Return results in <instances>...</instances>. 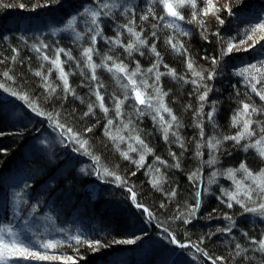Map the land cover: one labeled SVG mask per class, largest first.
Instances as JSON below:
<instances>
[{"label": "trees", "instance_id": "1", "mask_svg": "<svg viewBox=\"0 0 264 264\" xmlns=\"http://www.w3.org/2000/svg\"><path fill=\"white\" fill-rule=\"evenodd\" d=\"M17 1L26 8L42 6L30 16L55 25L76 15L80 37L28 36L10 22L0 26V210L13 207L18 226L26 219L42 225L35 245L17 242L10 250H23L32 264H264L258 248L264 220H250L236 204H227L215 185L202 193L191 181L195 159L207 156L203 140L211 138L220 141V164L236 168L242 162L251 170L262 165L248 146L259 135L258 125L264 129V2L226 0L222 6L215 0H179L176 23L164 15L167 0H0V7ZM87 5L110 16L98 19L97 48L113 58L118 53L102 38L128 45L139 34L142 56L154 61L169 90L162 92L174 112L178 140L169 141L149 121L138 123L148 158L166 163L162 183L148 167L121 159L101 133L108 120L97 107L96 91L109 102L116 87L100 67L94 77L82 67ZM249 39L257 49L233 55L232 45ZM55 48L77 66L67 85L43 60L48 54L53 59ZM47 87L48 94L42 89ZM204 97L215 107L211 117L195 114ZM243 125L253 129L249 136ZM53 127L63 131L54 140ZM44 135H52L50 141ZM65 137L72 147H59L58 139L67 143ZM81 156L92 158L98 169L103 156L123 177L109 174L108 185L93 194L96 166L66 171L73 158L83 162ZM13 200L19 202L15 208ZM194 200L196 208L186 205ZM226 217L233 220L230 225L224 224ZM145 235L147 252L133 244ZM177 244L186 245L188 253Z\"/></svg>", "mask_w": 264, "mask_h": 264}, {"label": "rangeland", "instance_id": "2", "mask_svg": "<svg viewBox=\"0 0 264 264\" xmlns=\"http://www.w3.org/2000/svg\"><path fill=\"white\" fill-rule=\"evenodd\" d=\"M216 3H220L224 6L226 5V0H215L213 4ZM177 4L180 5L179 0H167L164 5L165 17L170 18L176 23L181 20ZM2 7L3 9H1ZM2 7H0V22H10L11 26L19 25L21 34L24 33L28 36H32L34 34L49 36L51 34L54 37L62 35H78L80 37L78 31H76L78 18L76 15H71V19H68L67 21H64V18L59 24L55 25L50 21H47L48 23L44 22L42 18H33L30 16L31 14L27 12L28 10L32 13L41 11L42 6H38V8L41 9H38L37 6L35 8H26L21 1H17L11 3L10 5L5 4V6L3 5ZM82 14L85 17L83 22L84 24L86 23L84 29L85 32H87L88 40L85 45L82 43V45L79 46L81 49L78 48L80 52L84 54L82 67H87L89 72H92L93 77L95 75L97 76V67H100L103 70L102 73H105L106 76L108 75L112 78L116 87L114 90L115 92L113 91L111 98L108 99L109 102H105L104 96L99 90L96 91L97 107L100 111H105L106 114L103 113L102 115H106L108 120H106L107 123L105 126L101 128V133L108 142L112 143L113 151L117 155H120L121 159L125 161L127 160L130 163L129 165L139 169L143 166L148 167L152 176L162 183L163 177L160 169L162 165H165L166 163L164 161H156L153 157L148 158L150 156V151L143 143L140 131H138V123L142 124L143 122L149 121L152 125H156L161 130L164 137L169 139V141L172 138L173 142L178 140L174 112L167 105L166 95L162 92V89L168 90V88L162 87L161 85L162 74L157 70V67L155 68L157 65L154 64L153 60L142 56V52L144 51L142 49L143 45L140 43L139 34L137 35L136 33V38L132 37L128 39L131 41L128 45H121L117 39L110 40L102 38L107 43L110 50L112 48L113 52H116L115 54L118 53L113 58L107 57V52L97 48L96 42L101 33V21L98 22L99 17L103 20L108 19L110 21V16L102 13L101 11L95 10L90 5H87V7L84 8ZM113 24L114 25H112V27L115 30V23ZM3 25L4 27L6 26V24ZM81 34V36H83L81 38L84 39V37H86L85 34ZM131 36H133V34H131L130 37ZM135 41H138L139 45ZM116 46H120V50L118 52L115 49ZM256 47L257 43L254 42V39H249L241 45H232L230 50L233 52V55L244 54L247 51L256 50ZM41 48L42 47H40V49ZM42 50L45 51L43 48ZM95 50L96 53L93 56ZM148 52L150 54H154L151 50ZM64 54L65 53L59 50V48H55V51L52 53L53 59L51 58V55L48 54V56L43 57V60L45 62L46 60H49L47 61L49 65L52 67L55 66L54 69L58 74V78L62 79L61 84L66 83L67 85V83H69V77H71V74L73 73L72 66L75 68L77 66H75L74 62H71V60L69 62V56L65 55L63 59ZM122 55L124 58H120ZM145 61L147 62L146 65L142 63H145ZM200 75L202 76L201 72ZM9 80H11L10 77ZM96 80L97 79H95V81ZM48 82L50 83V80ZM96 83L98 84L99 82L96 81ZM197 83H200V81H197ZM198 85L199 84H197V86ZM40 87H42L41 83ZM42 89L44 91L46 90L45 92L48 94V87ZM49 91L51 94H55L57 92L54 89H49ZM167 92H169V90ZM1 95L7 101L13 100V97H9L4 93ZM208 101L209 99L204 97L201 103L202 109H198L195 114L198 115L199 113H206L209 117L213 116V109L215 107H209L213 104L210 105ZM258 128L260 129L258 132L259 135L255 138L250 136L252 139L249 140L250 146H248V149L253 147L260 155L262 163L259 167L260 169L251 170L245 164H242V162L237 163L236 168L220 164V153L218 151L220 141L216 138H211V141L209 142L203 140L202 146L204 145V147L207 148V156L205 158L197 157L195 159L194 163L197 167L193 170V174L198 189L202 190V193L210 192V189L214 188L215 185L216 188H219V196H221L222 199L224 198L227 204H236L239 207V211L242 210L244 212L243 214H245V216L249 219L251 218L262 221L264 220V129H261L260 124L258 125ZM244 129L246 130L245 134L247 136H249L250 132L253 131V129L250 131L249 125H243V130ZM58 130L59 131H52V138V135H44L43 140L50 141V138L52 140L58 138V136L63 133L61 129ZM76 136L78 135H75V137ZM58 143L61 148L64 145L66 148L70 146L72 147L73 144L70 140H67L66 143V141L62 138L60 140L58 139ZM100 158L102 159L101 165L104 169L99 166V172L104 178L109 177V174L111 176H116L117 179L119 176H123V173H121V170H119L118 167L107 163L103 156H100ZM67 165L66 171L74 170L76 168L78 172L86 171L89 167L88 163L79 162L75 158L69 161ZM95 179V185L90 187L93 194H95L102 185H108V182L101 177ZM130 192H132V190H130ZM133 198L134 197H131V200H133ZM14 202L15 208L19 205V202ZM195 202L196 201L194 200L190 202V205H186L190 207L195 206L196 208ZM138 209L142 211L144 210V212L147 213L145 208L142 206H138ZM232 221L231 219H228V217L223 219V222L226 225H230ZM40 223L41 221L33 222L26 219L21 221L18 226L16 219L13 218V207L8 205L7 208L3 207V210H0V264H32L27 261L26 257H23V250L18 249L14 252L11 250L15 249L16 245L14 244L17 242H20L21 244L23 243V245H35L39 239L38 234L40 233V228H42ZM163 232L165 231L163 230ZM157 234L160 236L161 233ZM258 234H262L260 236L261 242L259 241L260 245L258 248L264 253V231H259ZM146 241L147 235L134 239L133 244L134 246L147 252L149 248ZM177 247L185 250L186 253L189 251V249H186V245L177 244ZM140 249L139 251H141Z\"/></svg>", "mask_w": 264, "mask_h": 264}, {"label": "bare ground", "instance_id": "3", "mask_svg": "<svg viewBox=\"0 0 264 264\" xmlns=\"http://www.w3.org/2000/svg\"><path fill=\"white\" fill-rule=\"evenodd\" d=\"M37 6V8H38V6H40V5H36ZM35 6V7H36ZM34 7V8H35ZM38 9H41V8H38ZM29 14L30 13H32L30 10H28L27 11ZM28 14V15H29ZM2 22H0V26H2V27H4V25H3V23L1 24ZM16 26H19V25H15V26H12V28H16ZM9 29H10V27H9ZM15 30V29H14ZM10 31H12L11 29H10ZM20 32V31H19ZM21 33V32H20ZM34 35H36V36H39V37H44V36H41V34L40 35H38V34H34ZM51 35V34H50ZM46 36V35H45ZM51 36H53V35H51ZM54 128V130H56V131H59L58 130V128L57 127H53ZM60 129V128H59ZM67 140H68V138L67 137H65ZM65 149H67L66 148V146H65ZM79 154H81L80 152H78ZM82 155V154H81ZM81 159H82V161H83V163H88L89 164V166L92 164L93 166H96V164H95V162H94V160L92 159V158H90V157H85V156H81ZM96 168H97V166H96ZM97 171L94 173V178H99V177H101L102 179H104V177L102 176V174L99 172V169L97 168L96 169ZM123 177V176H122ZM100 180V179H99ZM191 181H194L195 182V177H193L192 178V180ZM106 185V184H105ZM102 186H104V185H102ZM101 186V187H102Z\"/></svg>", "mask_w": 264, "mask_h": 264}]
</instances>
